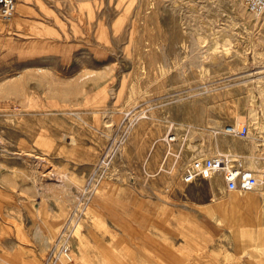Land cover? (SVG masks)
<instances>
[{
    "label": "rangeland",
    "instance_id": "obj_1",
    "mask_svg": "<svg viewBox=\"0 0 264 264\" xmlns=\"http://www.w3.org/2000/svg\"><path fill=\"white\" fill-rule=\"evenodd\" d=\"M16 1L0 32V264H263L264 11ZM242 123L248 137L225 131ZM217 153L258 173L254 192L221 171L184 179Z\"/></svg>",
    "mask_w": 264,
    "mask_h": 264
},
{
    "label": "built area",
    "instance_id": "obj_2",
    "mask_svg": "<svg viewBox=\"0 0 264 264\" xmlns=\"http://www.w3.org/2000/svg\"><path fill=\"white\" fill-rule=\"evenodd\" d=\"M242 2L253 13L260 14L264 11V0H242ZM16 10V0H0V32L2 24L8 22ZM262 111L264 112V103ZM225 131L241 137H248L250 132L248 123L228 124ZM186 167L185 180H190L196 175L208 176L214 171H221L229 190H252L259 182L258 173L255 170L244 167L237 158L224 153L196 157Z\"/></svg>",
    "mask_w": 264,
    "mask_h": 264
},
{
    "label": "bare ground",
    "instance_id": "obj_3",
    "mask_svg": "<svg viewBox=\"0 0 264 264\" xmlns=\"http://www.w3.org/2000/svg\"><path fill=\"white\" fill-rule=\"evenodd\" d=\"M15 15V14H14ZM14 17V16H13ZM12 17V18H13ZM11 18V19H12ZM8 22H10V20L8 21ZM8 22H6V23H3L2 24V26H1V28H2V31H4L5 30V28H6V26L9 24ZM7 29V28H6ZM227 128V127H226ZM225 128V129H226ZM232 157H234V156H232ZM183 177V176H182ZM231 191H237V192H241L240 190H231ZM244 192H246V193H249V192H254L253 190H245ZM69 251V250H68Z\"/></svg>",
    "mask_w": 264,
    "mask_h": 264
},
{
    "label": "crops",
    "instance_id": "obj_4",
    "mask_svg": "<svg viewBox=\"0 0 264 264\" xmlns=\"http://www.w3.org/2000/svg\"><path fill=\"white\" fill-rule=\"evenodd\" d=\"M62 264V263H61ZM264 264V263H263Z\"/></svg>",
    "mask_w": 264,
    "mask_h": 264
}]
</instances>
